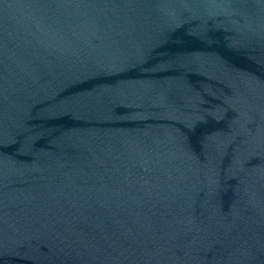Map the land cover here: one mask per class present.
<instances>
[{
	"label": "water",
	"instance_id": "95a60500",
	"mask_svg": "<svg viewBox=\"0 0 264 264\" xmlns=\"http://www.w3.org/2000/svg\"><path fill=\"white\" fill-rule=\"evenodd\" d=\"M0 264H264V0H0Z\"/></svg>",
	"mask_w": 264,
	"mask_h": 264
}]
</instances>
